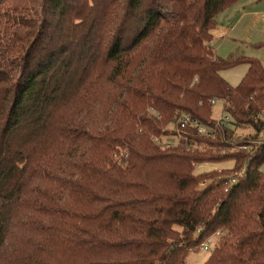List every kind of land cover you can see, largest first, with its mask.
Listing matches in <instances>:
<instances>
[{"label":"trees","instance_id":"trees-1","mask_svg":"<svg viewBox=\"0 0 264 264\" xmlns=\"http://www.w3.org/2000/svg\"><path fill=\"white\" fill-rule=\"evenodd\" d=\"M7 1L0 264H186L217 231L203 264H264V67L210 44L237 0Z\"/></svg>","mask_w":264,"mask_h":264},{"label":"rangeland","instance_id":"rangeland-1","mask_svg":"<svg viewBox=\"0 0 264 264\" xmlns=\"http://www.w3.org/2000/svg\"><path fill=\"white\" fill-rule=\"evenodd\" d=\"M16 1L8 0L7 2L12 4ZM39 6V4L36 5L37 8ZM212 34L213 40L210 43L221 58L230 59L233 56L257 58L264 67V0H237L217 14L216 25L212 30ZM246 70L247 64L240 63L225 68L220 73L225 80L234 86L240 81ZM222 113V102L218 99L212 108V116L217 119ZM168 126L172 127V124ZM248 133H252L251 128L237 130V135L240 136ZM166 140L171 144H176L175 138L169 137ZM233 166L232 160H226L205 163L201 166L197 165L195 170L197 172L212 169L224 170L232 169ZM260 170L264 172V161L260 166ZM219 234H215L216 241ZM209 253L210 251L202 250L199 247L192 249L187 253L186 264H203Z\"/></svg>","mask_w":264,"mask_h":264},{"label":"built area","instance_id":"built-area-1","mask_svg":"<svg viewBox=\"0 0 264 264\" xmlns=\"http://www.w3.org/2000/svg\"><path fill=\"white\" fill-rule=\"evenodd\" d=\"M217 98H211L210 99V104L212 106H214L217 102ZM220 100V99H219ZM221 101V100H220ZM151 111L154 113V111L151 109ZM230 120V117L226 114V113H222L219 118H217V121H222V122H228ZM187 125H195L199 132L204 133L206 131H208L209 129L207 128V126L199 123L197 120H193L189 117V115L184 114V113H179L178 114V118H177V127H176V131H183L185 127H187ZM232 180V179H230ZM215 234H219V232L217 231V233H214L210 236H208L203 243L200 245V249L202 250H206V251H210L215 243ZM214 235V236H213Z\"/></svg>","mask_w":264,"mask_h":264},{"label":"crops","instance_id":"crops-1","mask_svg":"<svg viewBox=\"0 0 264 264\" xmlns=\"http://www.w3.org/2000/svg\"><path fill=\"white\" fill-rule=\"evenodd\" d=\"M212 40H213V37H212ZM212 40H211V41H212ZM210 44H211V43H210ZM211 46H212V44H211ZM216 54H217V53H216ZM217 55H218V54H217ZM221 75H222V74H221Z\"/></svg>","mask_w":264,"mask_h":264}]
</instances>
